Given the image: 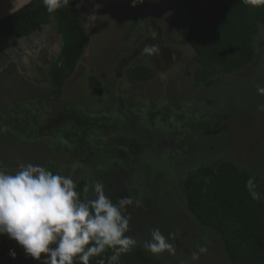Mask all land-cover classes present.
I'll list each match as a JSON object with an SVG mask.
<instances>
[{
    "label": "rangeland",
    "instance_id": "rangeland-1",
    "mask_svg": "<svg viewBox=\"0 0 264 264\" xmlns=\"http://www.w3.org/2000/svg\"><path fill=\"white\" fill-rule=\"evenodd\" d=\"M130 5L131 0H90L78 6L84 53L59 98L52 94L45 103L44 95L53 87L39 78L37 67L48 71L60 50L55 19L29 36L0 37V168L14 171L21 163H31L71 175L76 185L91 184L82 199L92 198V187L100 181L114 202L122 197L120 190H113L116 179L120 184L128 177L138 180L156 169L151 175L158 183L150 196L152 206L128 208L127 235L138 241L133 250L144 249L146 240L134 226L141 227L143 218L159 212L155 228L175 248L174 254L150 253L159 264H203L204 258L228 264L212 234L201 235L199 244L188 235L183 183L198 168L214 169L227 160L264 174V111L257 107L264 105V96L257 93V86L264 87V27L255 35L251 63L231 74L220 73L211 86L195 88L191 73L197 57L185 59V42L173 24L178 15L173 0ZM145 45H154L155 54H143ZM140 64L148 65L154 77L136 81L126 76ZM91 75L99 92L88 86ZM119 140L135 142L138 153ZM204 240L206 245L200 243ZM9 249L16 251L15 259ZM0 264L39 262L26 259L4 235Z\"/></svg>",
    "mask_w": 264,
    "mask_h": 264
},
{
    "label": "trees",
    "instance_id": "trees-1",
    "mask_svg": "<svg viewBox=\"0 0 264 264\" xmlns=\"http://www.w3.org/2000/svg\"><path fill=\"white\" fill-rule=\"evenodd\" d=\"M89 1L70 0L69 5L50 14L42 0H32L0 20V37L20 38L40 31L51 17L55 19L60 50L48 71L37 67L39 75L53 87L52 92L44 95L45 100L52 94L55 100L59 98L62 85L84 53L86 37L78 6ZM173 3L178 12L177 19L173 20L177 33L197 55V68L191 73L195 88L200 84L211 86L220 73H234L252 62L255 35L264 27V6L252 7L242 0H173ZM126 76L146 81L154 77V72L148 65L140 64L129 68ZM88 86L100 91L93 75L89 76ZM119 142L132 153L138 152L135 142ZM252 170L227 160L214 169L198 168L183 183V201L190 219L204 235L210 233L218 241L228 264H264V174ZM249 178L261 194L259 201L253 200L245 187ZM85 185L90 190V183H77L80 195ZM111 254L108 250L101 257L91 258L89 264H100L101 259L107 264ZM119 264H159V261L145 249H136L123 254Z\"/></svg>",
    "mask_w": 264,
    "mask_h": 264
},
{
    "label": "clouds",
    "instance_id": "clouds-1",
    "mask_svg": "<svg viewBox=\"0 0 264 264\" xmlns=\"http://www.w3.org/2000/svg\"><path fill=\"white\" fill-rule=\"evenodd\" d=\"M144 0H131L132 7ZM252 7L264 6V0H242ZM48 13L69 5L70 0H42ZM154 45H145L143 54L153 55ZM63 88V86H62ZM257 93L264 96V87L257 86ZM264 111V105H258ZM71 175L54 173L41 165L21 163L14 171L0 168V236L6 235L23 250L26 259L39 264H89L93 257H101L111 250L107 264H119L123 254L137 245L130 231V206L140 207L141 201L131 196L112 200L105 185L96 181L92 198L81 199ZM253 200L261 194L256 183L249 178L245 184ZM84 193L89 188L85 185ZM143 248L150 254L175 248L159 228L149 230ZM9 256L16 258V251L9 249ZM43 254V256H42ZM198 259L193 254V260ZM100 264H105L103 259Z\"/></svg>",
    "mask_w": 264,
    "mask_h": 264
},
{
    "label": "flooded vegetation",
    "instance_id": "flooded-vegetation-1",
    "mask_svg": "<svg viewBox=\"0 0 264 264\" xmlns=\"http://www.w3.org/2000/svg\"><path fill=\"white\" fill-rule=\"evenodd\" d=\"M184 52L186 57L185 59L189 62L190 59L192 58L193 55H196L195 51L192 49V47H190L188 44L185 43V46H184ZM175 50L179 51L178 49L175 48ZM180 50V51H181ZM179 51V52H180ZM165 55L166 52H162ZM161 56H159L160 58ZM197 57V55H196ZM162 59H161V63H162ZM165 62V60H164ZM50 69V68H49ZM39 78H42L40 75H38ZM43 80V78H42ZM44 82H46V84H48V81L44 79ZM49 85V84H48ZM130 152V151H129ZM138 153V152H137ZM145 153V151H144ZM147 170V169H146ZM156 172L157 170L156 169H150L149 172L146 171L145 174L142 175V177L138 180L134 179V178H127L123 183L120 184V181L121 179H116L117 182H114V186H113V190H120V196L124 197V196H131L133 197L134 199H138L141 201L142 204H145L148 208L149 206H152L149 202H151L152 204L154 203L151 194H153L155 192V189L157 187V184L156 182H152L151 181V175H156ZM123 192H122V191ZM125 193V194H124ZM119 199V198H118ZM149 216H147L146 218H143L142 219V225L141 227L139 226H134V227H138V228H141V232H142V235H143V238H148V232L150 229L152 228H155V227H159V225H157V222L155 221L156 217L159 216V212H155L154 214H148ZM181 217L180 214L177 213V217ZM183 218L185 219L184 220V225L187 227V229H189L190 233L192 234H188L190 237L193 236V238L196 240V242L199 244V240L201 239V235H203V231L201 230V228L196 225V223L191 220L188 216H183ZM139 223V222H138ZM184 226V228H185ZM186 229V228H185ZM184 234H187L185 232V230L183 231ZM186 235V236H188ZM194 240V241H195ZM141 242V241H140ZM181 243V241H180ZM184 243V242H183ZM200 243H205V245L207 244V240H204V241H200ZM205 245L201 248H204ZM181 246H182V243H181ZM186 250V249H185ZM208 250H210V248H208ZM183 253L186 254V251H183ZM188 259H190V257H188ZM203 264H215L214 262H212L209 258H204V261L202 262ZM199 264V263H198ZM201 264V263H200Z\"/></svg>",
    "mask_w": 264,
    "mask_h": 264
},
{
    "label": "water",
    "instance_id": "water-1",
    "mask_svg": "<svg viewBox=\"0 0 264 264\" xmlns=\"http://www.w3.org/2000/svg\"><path fill=\"white\" fill-rule=\"evenodd\" d=\"M32 0H0V20L10 16Z\"/></svg>",
    "mask_w": 264,
    "mask_h": 264
},
{
    "label": "crops",
    "instance_id": "crops-1",
    "mask_svg": "<svg viewBox=\"0 0 264 264\" xmlns=\"http://www.w3.org/2000/svg\"><path fill=\"white\" fill-rule=\"evenodd\" d=\"M45 102H47V100H46V101H44V103H45Z\"/></svg>",
    "mask_w": 264,
    "mask_h": 264
}]
</instances>
